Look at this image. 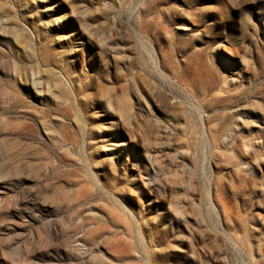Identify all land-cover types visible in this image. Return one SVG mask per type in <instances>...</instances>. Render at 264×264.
<instances>
[{"label":"rangeland","instance_id":"1","mask_svg":"<svg viewBox=\"0 0 264 264\" xmlns=\"http://www.w3.org/2000/svg\"><path fill=\"white\" fill-rule=\"evenodd\" d=\"M262 257L264 0H0V264Z\"/></svg>","mask_w":264,"mask_h":264},{"label":"bare ground","instance_id":"2","mask_svg":"<svg viewBox=\"0 0 264 264\" xmlns=\"http://www.w3.org/2000/svg\"><path fill=\"white\" fill-rule=\"evenodd\" d=\"M4 63H5V61H4ZM14 70V69H13ZM11 75H13V72H11ZM230 78V81L231 80H233V77H229ZM32 81L34 82V78H32ZM226 82L227 81H225V80H223L222 82H221V85L224 87L225 85H226ZM35 83H36V81H35ZM257 133V132H256ZM259 136H261V135H259ZM262 145V144H261ZM263 158V157H262ZM32 200H34V193H33V191H31V190H29V191H27L26 192V194H24V196H19V197H17L16 199H15V201H14V204L16 205V206H18L19 204H21V203H26V202H28V201H32ZM221 204H223V203H221ZM223 206V205H222ZM224 207V206H223ZM226 208V207H225ZM225 209H223V211H224ZM222 211V212H223ZM237 237V236H236ZM233 238H235V237H233ZM236 239V238H235ZM238 239V240H237ZM237 239L235 240V242H238L243 248H245L244 246H247L246 244H244L243 243V240L241 239V237L239 238V237H237ZM75 241L76 242H79V243H77V244H81V239L78 237V238H76L75 239ZM249 251H250V249H249ZM250 254V253H249ZM87 255V253L86 252H84L83 253V256H86ZM257 264H264V257H262V258H260L259 260H258V262H257Z\"/></svg>","mask_w":264,"mask_h":264}]
</instances>
